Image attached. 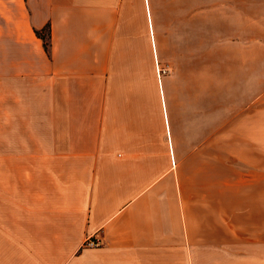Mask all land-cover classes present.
Returning a JSON list of instances; mask_svg holds the SVG:
<instances>
[{"label":"crops","instance_id":"crops-1","mask_svg":"<svg viewBox=\"0 0 264 264\" xmlns=\"http://www.w3.org/2000/svg\"><path fill=\"white\" fill-rule=\"evenodd\" d=\"M186 1L10 4L0 264H264L258 53L196 49Z\"/></svg>","mask_w":264,"mask_h":264},{"label":"rangeland","instance_id":"rangeland-1","mask_svg":"<svg viewBox=\"0 0 264 264\" xmlns=\"http://www.w3.org/2000/svg\"><path fill=\"white\" fill-rule=\"evenodd\" d=\"M199 1L206 3L215 2L216 4L211 5L212 9L210 11L194 12L180 9V29H182V25H185L189 30L194 31L196 40H202V37L206 38L207 36L210 37L211 41L219 38L221 40L219 43L211 42L210 44L196 41V49L211 45L223 51L257 52L258 57L256 59L253 58L252 61L258 64L260 86L264 85V0H196V2ZM12 2L13 0H0V23L5 24L4 20L10 15L9 6ZM185 2L187 1L180 0V3ZM219 3H224L226 6L223 5L219 8ZM169 23L164 25L165 34L170 30ZM182 37L185 38L186 36ZM235 38L241 40L242 43L230 41ZM240 44H242V47H239ZM249 60L250 58H243L244 62Z\"/></svg>","mask_w":264,"mask_h":264},{"label":"trees","instance_id":"trees-1","mask_svg":"<svg viewBox=\"0 0 264 264\" xmlns=\"http://www.w3.org/2000/svg\"><path fill=\"white\" fill-rule=\"evenodd\" d=\"M35 33L38 37H40L43 40L44 47L48 48V37H49V27L46 26L41 30H35Z\"/></svg>","mask_w":264,"mask_h":264},{"label":"built area","instance_id":"built-area-1","mask_svg":"<svg viewBox=\"0 0 264 264\" xmlns=\"http://www.w3.org/2000/svg\"><path fill=\"white\" fill-rule=\"evenodd\" d=\"M89 245H97L98 244V242H94V241H91V240H88V242H87Z\"/></svg>","mask_w":264,"mask_h":264}]
</instances>
